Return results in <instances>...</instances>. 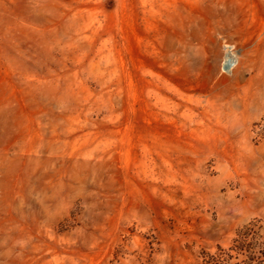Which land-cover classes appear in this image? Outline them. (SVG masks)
I'll return each instance as SVG.
<instances>
[{
	"label": "rangeland",
	"instance_id": "1",
	"mask_svg": "<svg viewBox=\"0 0 264 264\" xmlns=\"http://www.w3.org/2000/svg\"><path fill=\"white\" fill-rule=\"evenodd\" d=\"M264 225V0H0V264H200Z\"/></svg>",
	"mask_w": 264,
	"mask_h": 264
},
{
	"label": "trees",
	"instance_id": "2",
	"mask_svg": "<svg viewBox=\"0 0 264 264\" xmlns=\"http://www.w3.org/2000/svg\"><path fill=\"white\" fill-rule=\"evenodd\" d=\"M200 264H264V225L259 219L244 225L229 247L204 252Z\"/></svg>",
	"mask_w": 264,
	"mask_h": 264
}]
</instances>
